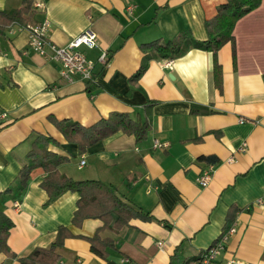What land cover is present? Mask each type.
Segmentation results:
<instances>
[{"label":"crops","instance_id":"obj_1","mask_svg":"<svg viewBox=\"0 0 264 264\" xmlns=\"http://www.w3.org/2000/svg\"><path fill=\"white\" fill-rule=\"evenodd\" d=\"M21 2L0 0V11ZM224 2L41 0L43 8L35 9L26 25L48 21L55 45L65 47L85 31L96 36L93 49L82 48L96 65L91 95L85 81L64 80L60 64L29 50L25 26L6 28L0 37V210L14 224L7 244L15 258L0 252V264H19V258L49 247L59 227L71 235L56 249L57 264H168L176 249L184 258L197 257L230 227L217 264H264V0L236 22L233 44L223 45L215 57L190 47L163 59L143 47L183 31L203 43L205 22ZM102 53L105 65L98 63ZM141 67V76L131 80ZM113 112L148 120L145 139L137 143L117 132L79 153L51 122L88 127ZM37 134L55 139L59 148L54 149L68 156L57 168L60 174L111 186L151 220L132 219L117 231L102 229L103 222L94 218L73 225L78 194L65 191L48 202L40 168L19 191L17 178ZM154 139L167 146L154 149ZM210 164L212 178L203 188L198 177ZM98 230L115 244L107 260L91 251L88 238Z\"/></svg>","mask_w":264,"mask_h":264},{"label":"trees","instance_id":"obj_2","mask_svg":"<svg viewBox=\"0 0 264 264\" xmlns=\"http://www.w3.org/2000/svg\"><path fill=\"white\" fill-rule=\"evenodd\" d=\"M35 0H22L21 6L10 11H0V37L6 33V28L11 24L26 26L34 16ZM261 0H225L217 7L214 17L205 22L207 40L203 43H195L189 38V33L183 31L173 39L161 43L156 40L143 45L144 50L155 52L163 59H174L183 55L190 47L199 48L212 52L213 56L228 42L233 44L232 31L236 22L256 8ZM234 56V53H233ZM141 67L131 80H136L144 72ZM213 74L215 81L220 78V66L214 59ZM86 90L91 95L95 90V83L86 82ZM51 122L63 135L68 144L77 146L78 152L83 153L88 147L102 141L103 139L122 132L135 137L138 143L145 139L149 130L148 120L132 118L128 113L113 112L106 118H101L91 126L85 127L75 121L57 120L51 118ZM54 148H59V143L50 136L35 135L31 149L26 154V163L19 173V191H22L34 169L40 168L45 176L40 183L41 188L48 196V202H53L65 191L78 194L76 210L72 217L73 225H80L88 218L99 219L103 222L102 229L111 228L114 231L127 225L132 219L151 220L148 213L122 201L111 186L100 181H75L72 178L60 174L57 168L69 161L68 156L61 155ZM199 160L212 163L214 157H201ZM1 200V195H0ZM228 217H231L229 214ZM226 229L229 227L228 218ZM13 222L0 210V252L10 258L15 255L10 251L7 239ZM98 230L92 237L88 238L91 251L102 260L108 259V251L115 250L112 239L101 238ZM71 233L66 227H59L56 238L47 248H37L27 257L19 258V264H57L59 255L56 249L63 245L65 238ZM197 257L184 258L178 249L172 254L168 264H193Z\"/></svg>","mask_w":264,"mask_h":264},{"label":"built area","instance_id":"obj_3","mask_svg":"<svg viewBox=\"0 0 264 264\" xmlns=\"http://www.w3.org/2000/svg\"><path fill=\"white\" fill-rule=\"evenodd\" d=\"M35 9H42L43 4L41 0L33 2ZM29 33L28 48L33 53L39 55L45 60L54 61L60 64V77L68 82H72L76 78L95 83V63L89 60L82 48L93 49L96 45V36L90 32L85 31L74 37L70 43L65 47L55 45L48 37L49 23L46 20L28 24L24 27ZM107 55L102 53L98 57V63L105 65ZM166 66L170 62L165 63ZM167 143H162L154 139L152 147L154 149L166 147ZM85 161L81 158L78 168L84 165ZM214 167L212 164L203 169L198 177V184L201 187H206L213 174ZM17 206V203H15ZM233 232V227L223 231L219 237L207 249L199 253L196 261L193 264H217V257L226 248V243ZM160 246L161 243H158ZM78 264V263H77ZM226 264H245L240 261H230Z\"/></svg>","mask_w":264,"mask_h":264}]
</instances>
